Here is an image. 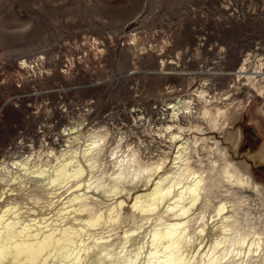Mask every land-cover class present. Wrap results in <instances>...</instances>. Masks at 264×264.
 Wrapping results in <instances>:
<instances>
[{"label": "rangeland", "instance_id": "obj_1", "mask_svg": "<svg viewBox=\"0 0 264 264\" xmlns=\"http://www.w3.org/2000/svg\"><path fill=\"white\" fill-rule=\"evenodd\" d=\"M187 100L189 110L173 115L172 104ZM229 103L240 113L230 153L264 188V0H0V163L54 159L95 132L106 135L100 167L114 169L113 147L117 156L136 152L142 166L158 162L155 180L180 143L171 133L219 136L203 110ZM202 145L195 160L209 168L211 149ZM214 179V193L231 187L217 171ZM236 191L249 220L239 232L264 233V198ZM135 194L108 226L113 234L134 227L124 220L134 219ZM238 257L264 264V239Z\"/></svg>", "mask_w": 264, "mask_h": 264}, {"label": "bare ground", "instance_id": "obj_2", "mask_svg": "<svg viewBox=\"0 0 264 264\" xmlns=\"http://www.w3.org/2000/svg\"><path fill=\"white\" fill-rule=\"evenodd\" d=\"M189 104H172L173 115ZM203 115L219 136L171 133V141L180 143L171 166L155 180L158 162L142 166L136 152L117 156L114 147V169L102 168L98 155L106 135L95 132L84 148L75 146L54 159L1 162L0 264H237L244 250L257 252L264 233L238 229L249 220L243 200H235L236 189L250 188L264 198L249 162L230 153L238 151L240 131L234 123L240 113L230 103L207 104ZM78 139L75 135L68 143ZM199 141L211 149L209 168L195 160ZM259 153L264 157V149ZM216 171L231 185L224 192L214 193ZM133 192L134 219L124 224L134 227L113 234L108 226L123 219L124 198ZM192 221L196 228H190Z\"/></svg>", "mask_w": 264, "mask_h": 264}]
</instances>
